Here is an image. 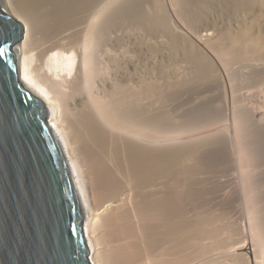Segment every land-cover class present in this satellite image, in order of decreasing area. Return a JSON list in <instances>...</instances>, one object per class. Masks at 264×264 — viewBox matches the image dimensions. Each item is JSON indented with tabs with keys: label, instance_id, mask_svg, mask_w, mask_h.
<instances>
[{
	"label": "bare ground",
	"instance_id": "6f19581e",
	"mask_svg": "<svg viewBox=\"0 0 264 264\" xmlns=\"http://www.w3.org/2000/svg\"><path fill=\"white\" fill-rule=\"evenodd\" d=\"M0 5L24 26L14 49L20 77L48 108L84 212L92 263H213V242L206 241L221 230L200 237L186 218L193 180L209 164V142L195 138L204 125L197 129L190 109L212 89L246 95L234 103L245 111L248 95H264V0ZM240 133L236 125L222 135L230 143ZM231 223V245L220 258L241 251Z\"/></svg>",
	"mask_w": 264,
	"mask_h": 264
},
{
	"label": "water",
	"instance_id": "95a60500",
	"mask_svg": "<svg viewBox=\"0 0 264 264\" xmlns=\"http://www.w3.org/2000/svg\"><path fill=\"white\" fill-rule=\"evenodd\" d=\"M23 24L0 8V264H93L48 108L20 77Z\"/></svg>",
	"mask_w": 264,
	"mask_h": 264
},
{
	"label": "rangeland",
	"instance_id": "374dc122",
	"mask_svg": "<svg viewBox=\"0 0 264 264\" xmlns=\"http://www.w3.org/2000/svg\"><path fill=\"white\" fill-rule=\"evenodd\" d=\"M0 7L1 9L7 11L2 7V5H0ZM245 96L232 95L230 90L224 88L217 90L212 89L210 90V93L209 92L207 93V99L204 102L194 105L193 108L190 109L191 110L190 113L193 112V114L194 113L196 114V115L194 114L195 122L200 123V124L197 123V125H199L197 129H200L201 126L204 125V129L202 128V130L200 129V131L196 130V132L198 131V133H196L195 138L198 140L200 138L203 141L207 139V141L209 142L208 143L209 153L207 155L208 156L207 164L209 163L208 164L209 166L208 165L206 166L209 169L207 168L206 170V167L205 168L203 167L202 169L199 170L196 177L194 178L195 179L193 180L195 181L194 184L198 188H196L193 185V181H192V185L194 186L193 189L196 195L193 196L195 198L193 199L191 198L190 200H193L195 204L193 201L186 200L187 208L192 214L191 216L189 215L186 218L189 217L190 220L189 219L188 220L192 221L191 224L197 223L196 227L198 228L195 231L199 233L198 235H200V237L205 236V234L207 235L213 229L214 230L218 229L219 231L221 230L220 231L221 233H218L219 236L217 235L218 237H215L216 240L210 238V241L209 240L206 241L205 240L206 238L204 237V240L206 242L208 243L213 242L212 244L213 247L211 245L212 249L210 251L213 252L212 255L213 254L215 255L211 256L210 254L211 252L209 251L210 253H208L207 256H209L210 254L211 258L215 259V261H212L213 263H209V264H219V263L220 264H264V95H252V96L248 95L249 96L248 97L249 108L247 107L248 111H245L244 108L243 110H241L238 106L234 105L236 101L242 100L243 98H245ZM212 101L215 106L216 104L219 105L216 106L217 108L215 109L213 108L215 106L212 105L211 108L208 110V112L207 111L205 112L207 104L211 103ZM217 110L218 112L219 111L220 112L217 113ZM200 111L201 112L203 111L202 113L204 115L203 114L200 115L199 114L201 113ZM206 114L208 116H206ZM209 116H212V118ZM236 125L240 126L241 133L239 134V137L236 140L233 141L231 140L233 143L232 142L229 143V141L227 140L228 138L226 139L223 135H225V133L233 129L234 126ZM213 140L216 141L214 142ZM213 160L215 161L212 162ZM244 160L246 161L244 162ZM211 163H213V165H211ZM232 174L233 175L235 174L236 176H234L233 178ZM242 177L244 178L242 179ZM188 203L190 207H188L189 206ZM195 205L197 206L196 211H195L196 208ZM191 206L193 207V209L191 208ZM204 207L205 209H203ZM234 209L237 211L236 216H234V213L232 211ZM192 210H194V212H191ZM229 213H231V215ZM212 214L215 216H212ZM206 216L208 219L206 218ZM233 217L236 219H234ZM229 221L233 222L231 223L230 226V229L233 232L237 233L238 228L239 231L242 230L241 231L242 234L241 232L239 233L238 231L239 234L238 233L236 234L237 237L235 236L234 238L235 240L233 242V243L238 242L237 246L235 247H241L239 248L241 249V251L237 250L233 252V254L237 252L236 253L237 256L232 255L233 257L224 256V258L223 257L220 258L219 252L228 250L229 248L227 246L231 245V243L228 242V238L226 236L228 235L226 233L227 232L226 222L230 223ZM210 225L212 228L209 227ZM244 226L246 227V229H244L245 228ZM218 240L221 241L222 243H220ZM215 243H220V247H218L219 244L217 245ZM201 246L202 245L200 246L198 245L196 248H198V250L201 251L200 250L202 248ZM214 246L218 249L214 248Z\"/></svg>",
	"mask_w": 264,
	"mask_h": 264
},
{
	"label": "snow or ice",
	"instance_id": "6c2138e0",
	"mask_svg": "<svg viewBox=\"0 0 264 264\" xmlns=\"http://www.w3.org/2000/svg\"><path fill=\"white\" fill-rule=\"evenodd\" d=\"M0 54H2V53H0Z\"/></svg>",
	"mask_w": 264,
	"mask_h": 264
}]
</instances>
